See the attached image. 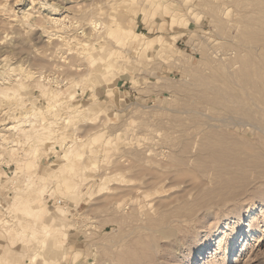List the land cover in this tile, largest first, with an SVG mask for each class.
I'll list each match as a JSON object with an SVG mask.
<instances>
[{"label":"rangeland","instance_id":"1","mask_svg":"<svg viewBox=\"0 0 264 264\" xmlns=\"http://www.w3.org/2000/svg\"><path fill=\"white\" fill-rule=\"evenodd\" d=\"M4 1L0 264H264V0Z\"/></svg>","mask_w":264,"mask_h":264},{"label":"bare ground","instance_id":"2","mask_svg":"<svg viewBox=\"0 0 264 264\" xmlns=\"http://www.w3.org/2000/svg\"><path fill=\"white\" fill-rule=\"evenodd\" d=\"M16 1V0H15ZM5 2L6 1H4V0H1L0 1V13L2 12V11H4L5 9V7H4V5H5ZM27 9H29V7L27 8ZM227 10H225L224 11V13L225 12H228V8H226ZM111 12V11H110ZM33 14V11H25V13L23 14V20H29L30 19V17H31V15ZM51 14H53V13H51ZM111 14V16H113L112 15V13H110ZM11 16H14V17H16V15L15 14H12ZM47 19L49 20V22H51V23H53V24H59L60 26L62 25V21H63V19H64V17H60V16H48L47 17ZM12 20H14V18H12ZM226 20V19H225ZM90 25H91V27H92V29L93 30H96V29H98L100 26H103V27H105L106 26V23H104V22H101V21H97L96 19H91L90 20ZM70 26V25H69ZM45 29V28H44ZM262 31H264V27L262 28ZM262 35H264L263 33H262ZM260 36V35H259ZM259 39V38H258ZM261 39H262V37H261ZM260 40V39H259ZM84 43H86V42H83V44ZM87 44V43H86ZM85 44V45H86ZM256 45V44H255ZM258 55V54H257ZM259 56V55H258ZM256 57V56H255ZM257 67V66H256ZM247 77V76H246ZM249 78V77H248ZM252 78H254L253 77V75H252ZM255 79V78H254ZM256 80H259V78H257V79H255L254 81H256ZM246 81V80H245ZM247 82V81H246ZM257 83V82H256ZM258 83H260V82H258ZM253 84H255V83H253ZM259 84H257V86H258ZM249 86V85H248ZM263 86H264V83H263ZM263 86H262V89H263ZM252 88H253V85H252ZM260 88H261V86H260ZM11 89V88H10ZM8 90V91H5V92H2L1 94H3V95H5V96H10L11 94V96H14L15 94H16V91L14 90V89H11V90ZM250 89H251V87H250ZM250 89L248 90V87H247V90L248 91H250ZM255 90H254V92L256 91V88H254ZM251 91H252V89H251ZM263 91V90H262ZM261 91V92H262ZM253 92V91H252ZM257 93L259 94L260 92H258L257 91ZM254 94V93H253ZM256 94V93H255ZM262 94H264V91L262 92ZM10 96V97H11ZM255 96H257V94L255 95ZM250 98H254V99H256L255 97H254V95H252V97H250ZM248 99V98H247ZM260 99H262V97L260 98ZM264 99V98H263ZM262 99V100H263ZM222 100V99H221ZM249 100V99H248ZM251 101H253V99L251 100ZM257 101V100H256ZM255 100H254V102H256ZM215 102V101H214ZM252 103V102H251ZM258 103V102H257ZM260 103V102H259ZM264 103V102H263ZM208 104V103H207ZM220 104H221V106H220ZM253 104H255V103H253ZM209 106L206 108L207 109V111H208V113L206 114L207 115V117H208V126L209 127H215V128H218V127H216V126H218V125H216V124H214V123H211L212 121L213 122H217V123H224V122H226V123H229V124H231V125H233V126H238L240 129L242 128V127H245L246 128V130H247V125L248 126H250V128L252 129V128H255V130L256 129H259L260 130V133H262V134H258V132H257V134L258 135H263V132H261V131H263V129H261V127H263L264 128V125L261 123V121H259V120H257V119H254L252 116H247L246 118L248 119H244V120H241V118H239V117H236V116H234L233 114H227V113H225V111L223 112V114L225 113V114H227L226 115V117H224L223 116V114L221 115V109H225V110H227V109H229L227 106V109H226V107H225V105H223L222 103H219V102H217V105H216V103H215V105L214 104H212V101H209V104H208ZM214 105V106H213ZM252 105V104H251ZM253 106H255V105H253ZM258 106H261L260 104L258 105ZM264 106V105H263ZM256 108V107H255ZM259 108V107H258ZM260 109V108H259ZM214 110H216V111H214ZM263 110V109H262ZM214 111V112H213ZM223 111V110H222ZM261 111V110H260ZM264 111V110H263ZM229 113V112H228ZM236 113H237V111H236ZM204 114H205V112H204ZM263 114H264V112H263ZM262 114V115H263ZM264 116V115H263ZM264 118V117H263ZM260 120H262V119H260ZM206 122V121H205ZM259 122L262 124V125H260L259 124ZM264 122V121H263ZM221 126V125H220ZM223 126H225V124L223 125ZM208 127V128H209ZM210 128V129H211ZM215 128H212V130H214ZM249 130L250 132L252 131V130ZM213 134H214V132H212ZM211 135V134H210ZM208 142V141H207ZM211 142H213L212 140H211ZM220 142H221V140H220ZM214 144H215V141L213 142ZM222 143V142H221ZM221 143L218 145V143L216 142V144L218 145L217 147L218 148H220V149H223V148H225V146H223V148L222 147H220V145H221ZM208 144V143H207ZM212 144V143H211ZM215 144V145H216ZM213 145V144H212ZM223 145V144H222ZM221 145V146H222ZM210 148V147H209ZM209 148L207 149V150H209ZM212 148V147H211ZM212 149H214V147L212 148ZM217 149V148H216ZM216 149H214L215 150V153H219V152H216V151H218V150H216ZM213 151V150H212ZM211 153V154H210ZM210 155H212V152L210 151ZM221 153V152H220ZM213 154H214V152H213ZM208 155V154H207ZM215 155V154H214ZM222 155V154H221ZM213 156V155H212ZM211 156V157H212ZM208 157V156H207ZM215 157V156H214ZM214 157H212V158H214ZM219 157H221V156H219ZM218 157V158H219ZM222 158H224V156H222ZM217 159V158H216ZM223 160V159H222ZM226 160V159H225ZM224 160V161H225ZM218 162H219V160H218ZM221 165H222V163H221ZM251 165H253V163L251 164ZM254 165H257V164H255L254 163ZM254 165H253V169H254ZM223 166H224V164H223ZM258 166V165H257ZM256 166V167H257ZM252 168V167H251ZM264 192V191H263ZM262 192V193H263ZM238 215V214H237ZM240 216V215H239ZM238 219H241L240 217L238 218ZM219 221V217L218 218H216V222L215 223H217ZM213 225H215V224H213ZM199 226H201V223L199 224ZM213 228V227H212ZM237 230H239V226H236L228 235H226V236H224V234H222V235H220V236H218L219 237V239H218V241H217V244H218V246L219 247H223L222 248V251H224V254H225V256H227L228 254H230L231 252H232V250L234 249V248H236L235 247V245H236V240H234V237H235V234H236V232H237ZM249 231L250 232H253V230H252V228H250L249 229ZM177 233H181V231L180 232H173V233H170V235H168L167 236V234L166 235H163V237H170L171 239L173 238L174 239V241L176 242V244H175V246L173 247V248H171V251L172 252H169V253H167V254H160V255H158L157 256V258L159 259V261H160V263L161 264H177V262H176V258H174L176 255L178 256L179 255V253L181 252V249H188V247L189 246H191L189 249L191 250L192 248H193V244H194V238H196V241H201V237H199V235H198V233L197 232H190V235H187V234H177ZM193 238V239H192ZM193 241V244H191V242ZM244 241V239L242 240V242L237 246V250H236V252L235 253H237L238 251H239V249L240 248H242V246H243V242ZM207 242H209V238H207L206 240H205V242H201L202 244H207ZM189 243H190V245H189ZM200 243V244H201ZM204 246H202V247H199L198 246V255H200L201 254V256H198V260L201 262L200 264H204V263H207V264H209L210 262L212 263V264H218V261H216L215 262V260L214 259H211L210 258V256L209 257H207L206 258V256H205V252L204 251H202L204 248H203ZM202 252V253H201ZM190 253V252H189ZM203 258L204 259H206V262H202V260H203ZM208 258H210L209 260H208ZM219 259V258H218ZM237 259V258H236ZM212 260V261H211Z\"/></svg>","mask_w":264,"mask_h":264}]
</instances>
